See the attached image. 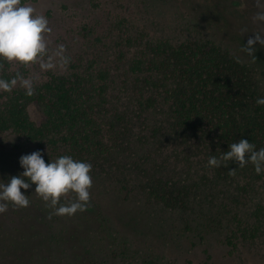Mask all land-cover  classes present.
Returning <instances> with one entry per match:
<instances>
[{
  "label": "trees",
  "instance_id": "trees-1",
  "mask_svg": "<svg viewBox=\"0 0 264 264\" xmlns=\"http://www.w3.org/2000/svg\"><path fill=\"white\" fill-rule=\"evenodd\" d=\"M184 1L193 14L184 38L126 18H109L114 27L97 21L88 25L96 36H84L34 95L19 85L0 91V132L15 135L25 155L93 166L91 204L74 216L49 219L36 186L21 189L30 206L0 214V264H195L197 249L210 264L214 244L242 260L263 247L264 172L206 165L240 139L264 148V105L256 103L264 85L216 34L226 21L215 1ZM0 64L10 81L16 73Z\"/></svg>",
  "mask_w": 264,
  "mask_h": 264
},
{
  "label": "clouds",
  "instance_id": "clouds-1",
  "mask_svg": "<svg viewBox=\"0 0 264 264\" xmlns=\"http://www.w3.org/2000/svg\"><path fill=\"white\" fill-rule=\"evenodd\" d=\"M260 7V5H257ZM254 21L264 22V10L258 11ZM246 32L247 28L242 29ZM52 32L49 20L34 7L23 4L22 0H0V59L9 64L16 63L25 68L38 64L41 70H54L58 65L66 67L71 60L64 45L49 49L48 34ZM264 46V36L255 33L249 37L241 51L255 59L256 47ZM4 67L0 64V69ZM19 85L28 96L34 95V81L17 72L11 80L0 78V91L12 92ZM256 103L264 105V98ZM228 161L235 162L240 168L251 163L257 174L264 172V148L256 150L253 143L246 139L231 143L227 152L217 158L209 157L207 167L218 168ZM24 171L19 176H11L7 183L0 182V214L8 211L11 204L16 209L30 206L29 196L21 189L28 190L34 184L35 194L53 211L49 219L55 216H74L78 211L84 212L91 204L90 190L93 187L91 176L92 164L74 159L70 155L58 157L46 163L41 151H34L20 157ZM236 169H230L229 175H235ZM70 194L74 199L61 203Z\"/></svg>",
  "mask_w": 264,
  "mask_h": 264
},
{
  "label": "rangeland",
  "instance_id": "rangeland-1",
  "mask_svg": "<svg viewBox=\"0 0 264 264\" xmlns=\"http://www.w3.org/2000/svg\"><path fill=\"white\" fill-rule=\"evenodd\" d=\"M214 1L219 8V15L226 21L223 24L226 27L216 34L223 41L232 44L243 59L254 64L258 71L257 79L264 85V46L257 42L255 59L241 51L249 37L255 38V33L264 36V22L253 20L258 11L264 10V0ZM22 3L31 5L38 13L47 17L52 29L47 36L49 49L54 50L57 46L64 45L67 56H72L77 51L78 43L83 42L84 36L90 39L96 36L88 25L97 21L114 27L111 20L126 18L139 27H145L153 35L184 38L189 35L188 25L193 16L188 13L192 6L189 7V3L184 0H22ZM244 28H247L246 32L242 31ZM115 38L108 37L106 40L113 44ZM63 69L58 65L54 70L43 71L38 64L30 68L10 64V71L20 72L26 78L31 77L34 84L42 82L49 71ZM19 143L15 135L0 132V177L19 176L24 171L20 165V157L27 151L18 147ZM226 251L221 244H214L210 264H264V245L244 250L243 260L226 256ZM195 254V264H202L205 255L199 249Z\"/></svg>",
  "mask_w": 264,
  "mask_h": 264
}]
</instances>
